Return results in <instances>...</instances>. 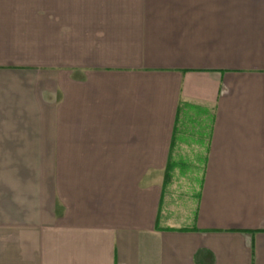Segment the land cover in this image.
Instances as JSON below:
<instances>
[{
  "label": "crops",
  "instance_id": "0c3cea01",
  "mask_svg": "<svg viewBox=\"0 0 264 264\" xmlns=\"http://www.w3.org/2000/svg\"><path fill=\"white\" fill-rule=\"evenodd\" d=\"M51 1L48 58L0 20V264H264V0Z\"/></svg>",
  "mask_w": 264,
  "mask_h": 264
},
{
  "label": "rangeland",
  "instance_id": "374dc122",
  "mask_svg": "<svg viewBox=\"0 0 264 264\" xmlns=\"http://www.w3.org/2000/svg\"><path fill=\"white\" fill-rule=\"evenodd\" d=\"M13 0H0V20H9L12 17H20L19 22H7L9 25H19L20 33L19 37L21 40L25 41L27 45L31 47L41 46L42 49V57H49L50 50L49 49V40L47 41H38L40 39L44 40L46 38H50L53 32L52 25V15H50V8H52L51 0H14L16 3L12 4ZM70 13L73 12V6H70ZM60 13V12H59ZM67 10H65V14ZM60 16V14H59ZM1 24V21H0ZM17 28V26H16ZM55 28V25H54ZM59 28V26H58ZM31 47H27V51L32 49ZM33 53V50L30 51ZM28 52V53H30ZM26 53V56H31ZM34 55V53H33Z\"/></svg>",
  "mask_w": 264,
  "mask_h": 264
},
{
  "label": "trees",
  "instance_id": "16d2710c",
  "mask_svg": "<svg viewBox=\"0 0 264 264\" xmlns=\"http://www.w3.org/2000/svg\"><path fill=\"white\" fill-rule=\"evenodd\" d=\"M166 179H167V176H166V178H165V182H166Z\"/></svg>",
  "mask_w": 264,
  "mask_h": 264
}]
</instances>
